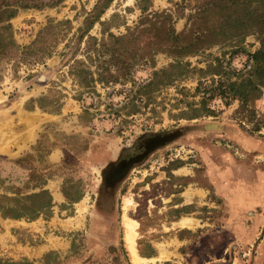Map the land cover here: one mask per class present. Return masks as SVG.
<instances>
[{
  "label": "rangeland",
  "instance_id": "rangeland-1",
  "mask_svg": "<svg viewBox=\"0 0 264 264\" xmlns=\"http://www.w3.org/2000/svg\"><path fill=\"white\" fill-rule=\"evenodd\" d=\"M49 2L0 0L16 11L0 16V207L22 216L16 226L0 217V264H264V87L227 107L214 97L207 110L193 93L197 81L256 82L249 56L264 41V0H150L176 39L149 29L129 41L151 60L124 76L110 67L111 82L78 38L98 0ZM112 14L130 32L140 21L134 0H111L99 19ZM48 21L70 29L41 57L53 36L26 48ZM176 60L204 73L146 98L140 86ZM74 61L92 74L77 75ZM43 190L49 214L29 219Z\"/></svg>",
  "mask_w": 264,
  "mask_h": 264
},
{
  "label": "trees",
  "instance_id": "trees-1",
  "mask_svg": "<svg viewBox=\"0 0 264 264\" xmlns=\"http://www.w3.org/2000/svg\"><path fill=\"white\" fill-rule=\"evenodd\" d=\"M62 1L63 0H50L48 5H57ZM110 2L111 0H98L94 6L93 12L89 13L88 18L84 21L85 28L78 36V38H82V36L85 35L86 39L84 43L86 47L84 48L83 53L86 56L94 58L93 61L96 63V66L93 73L100 77L105 76L103 77V82H111V78H114L113 73L111 74L110 67L118 72H122V75L124 76L130 74L132 72V68L137 64L143 63L145 60H151L150 57L146 56V49H135V52L138 53L132 54L131 51L133 49L131 47H124V45H127L129 41H138L139 37H141L145 31L154 29L159 32V35H163V38L169 39L170 41H174V39H176V36L172 38L173 35L170 26H167L166 23L165 25L160 26L161 23L155 21L157 13L151 11L147 12L151 6L150 0H134V7L140 13V21L138 22V25L133 27L134 30H132V32H130V28L126 27L123 17L118 14H112L109 18L100 21L99 18L101 14L105 11ZM126 10L128 9L125 8L124 11ZM15 12V9L9 8L0 10V16L3 15L4 23L7 22ZM148 17L153 19L150 21ZM165 17H167V15H165ZM145 21H149L148 24H144ZM94 24H98L99 26V30L97 31L99 38L87 35V32ZM119 27H124L125 33L114 35L110 31L111 29H117ZM2 29L7 32L6 38L8 41V38H10V35L8 34V30L10 29L9 25L6 24L2 27ZM69 29V21L56 23L48 21V23L38 32L36 40L26 49L33 50L34 45L39 43V39L43 35L53 36V45L46 44L45 46L39 48L41 57H49L51 49L54 48L56 42L62 40L64 34H66V31ZM78 31H80V29H78ZM105 56H107V60L104 59ZM249 58L253 63L252 76L257 77L256 82L247 79L245 81H239V83L227 81L226 84H223L218 81L216 85H213L212 83L206 86L201 81H197L193 93L196 95H202L200 102L198 103L201 110H207L205 109V102L212 100L214 97L223 100L226 107L229 105L228 102L232 100H238L241 103H244L248 100V96H250V98H256L260 88L264 87V79H262L264 78V41L261 43L258 50L250 54ZM113 60L116 61L115 65L113 64ZM76 65L80 66L78 70L75 69ZM189 66L188 62L176 60L175 62L168 64V66L164 69L153 71L151 73L150 80L141 85L140 88L147 91V93L145 92L144 94H146V98H148L149 93H151L154 87L158 88L160 86H170L177 81L185 79L193 72L204 73L202 69L195 70ZM73 69L77 75H82L84 79L87 75L92 74L86 67L81 66L80 61H74ZM210 75L219 76V73L216 71L215 73H210ZM211 81L213 82V79H211ZM203 95H206V97H203ZM186 104L188 106L192 105V103ZM193 110V115L196 116V112H198V110L196 108ZM42 194L45 195V200L39 206V209L36 210V213L29 219H35L40 211H44L49 214L51 199L47 191L43 190ZM0 217L19 219L22 216H16L10 209L0 207Z\"/></svg>",
  "mask_w": 264,
  "mask_h": 264
},
{
  "label": "crops",
  "instance_id": "crops-1",
  "mask_svg": "<svg viewBox=\"0 0 264 264\" xmlns=\"http://www.w3.org/2000/svg\"><path fill=\"white\" fill-rule=\"evenodd\" d=\"M12 108H13V105L10 104V105L7 107V110L10 111ZM5 110H6V109H5ZM7 110L4 111V112H7ZM23 112H24L25 114H31V113H32V112H28V111H23ZM2 113H3V112H2ZM12 118H16V119H17L16 115H12ZM32 139H33V138H32ZM57 194H58V193H57ZM60 201H62V197H61V196L57 195V198H54V196H53V194H52V202L58 204ZM1 221H7L8 224H9V226H16V225H14L13 220L6 219V220H1ZM1 233H2V235H5L4 231L1 232ZM7 234L10 235V229H9V228L7 229Z\"/></svg>",
  "mask_w": 264,
  "mask_h": 264
},
{
  "label": "flooded vegetation",
  "instance_id": "flooded-vegetation-1",
  "mask_svg": "<svg viewBox=\"0 0 264 264\" xmlns=\"http://www.w3.org/2000/svg\"><path fill=\"white\" fill-rule=\"evenodd\" d=\"M101 202H100V205H98L97 206V209H98V211L100 212V213H104L105 212V210H106V207H105V203H106V200L105 199H102V200H100Z\"/></svg>",
  "mask_w": 264,
  "mask_h": 264
},
{
  "label": "bare ground",
  "instance_id": "bare-ground-1",
  "mask_svg": "<svg viewBox=\"0 0 264 264\" xmlns=\"http://www.w3.org/2000/svg\"><path fill=\"white\" fill-rule=\"evenodd\" d=\"M127 237V236H126ZM128 242L130 244V247L132 248L133 245V235H132V231L128 232ZM134 249V248H133Z\"/></svg>",
  "mask_w": 264,
  "mask_h": 264
}]
</instances>
